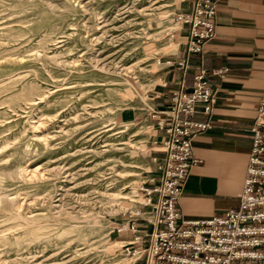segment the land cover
<instances>
[{
  "label": "rangeland",
  "instance_id": "obj_1",
  "mask_svg": "<svg viewBox=\"0 0 264 264\" xmlns=\"http://www.w3.org/2000/svg\"><path fill=\"white\" fill-rule=\"evenodd\" d=\"M183 1L0 0V264L125 263L113 226L157 155L117 116L175 51Z\"/></svg>",
  "mask_w": 264,
  "mask_h": 264
},
{
  "label": "crops",
  "instance_id": "obj_2",
  "mask_svg": "<svg viewBox=\"0 0 264 264\" xmlns=\"http://www.w3.org/2000/svg\"><path fill=\"white\" fill-rule=\"evenodd\" d=\"M192 1L179 3L178 11L189 14ZM172 37L176 49L162 55L161 67L151 71L152 86L129 107L123 108L120 123H147V142L159 160L153 162L154 175L148 188L154 187L161 163L156 150L164 135L156 128L163 115L152 118L154 112H166L171 106L172 93L191 92L193 77L205 71L217 90V100L211 114H197L196 120L210 121L211 129L192 140V154L198 164L192 167L184 182L178 207L184 220H208L239 205L251 150L249 132L257 106L264 97V0H217L215 37L198 55L187 57L186 69L179 64L186 57L187 25H179ZM220 71L221 76H214ZM201 112L202 107L197 106ZM119 223H115L113 228ZM144 228L143 223H139ZM121 244L132 241L130 233L117 234Z\"/></svg>",
  "mask_w": 264,
  "mask_h": 264
},
{
  "label": "built area",
  "instance_id": "obj_3",
  "mask_svg": "<svg viewBox=\"0 0 264 264\" xmlns=\"http://www.w3.org/2000/svg\"><path fill=\"white\" fill-rule=\"evenodd\" d=\"M216 7L217 0H193L188 15H176L179 25L189 26L186 57L179 64L184 70L187 57L200 54L215 37ZM212 74L221 76L220 71ZM193 80L191 92L172 93L168 111L152 113V118L165 117L156 123L164 139L154 142L162 156L156 167L159 181L143 189L142 211L128 214L114 232L133 235L131 242L121 245L131 260L128 264H264V97L249 130L251 150L238 207L208 220L182 219L178 201L190 169L198 164L192 140L211 129L209 120L195 118L199 113L209 117L217 100L205 71Z\"/></svg>",
  "mask_w": 264,
  "mask_h": 264
},
{
  "label": "bare ground",
  "instance_id": "obj_4",
  "mask_svg": "<svg viewBox=\"0 0 264 264\" xmlns=\"http://www.w3.org/2000/svg\"><path fill=\"white\" fill-rule=\"evenodd\" d=\"M0 201H1L2 203H4V204H6L8 201L10 202V200L7 199L6 197H3V199H1ZM5 206H6V205H5ZM124 257H127V256H124ZM128 259H129V260H128ZM123 260L125 261L124 264H126V263L128 264L129 262H131L130 258H126V259L124 258ZM127 260H128V262H127Z\"/></svg>",
  "mask_w": 264,
  "mask_h": 264
}]
</instances>
